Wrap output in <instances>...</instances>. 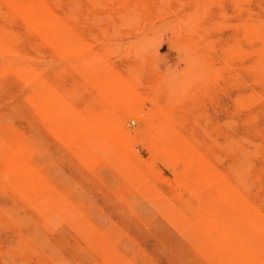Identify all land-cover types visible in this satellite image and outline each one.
I'll use <instances>...</instances> for the list:
<instances>
[{
    "label": "rangeland",
    "instance_id": "374dc122",
    "mask_svg": "<svg viewBox=\"0 0 264 264\" xmlns=\"http://www.w3.org/2000/svg\"><path fill=\"white\" fill-rule=\"evenodd\" d=\"M0 264H264V0H0Z\"/></svg>",
    "mask_w": 264,
    "mask_h": 264
}]
</instances>
